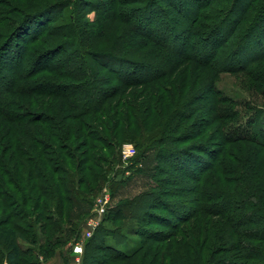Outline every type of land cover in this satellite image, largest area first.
Listing matches in <instances>:
<instances>
[{"label": "trees", "instance_id": "16d2710c", "mask_svg": "<svg viewBox=\"0 0 264 264\" xmlns=\"http://www.w3.org/2000/svg\"><path fill=\"white\" fill-rule=\"evenodd\" d=\"M221 73L264 96V0H0V264L79 237L132 106L153 183L108 207L80 264H264V105L241 116Z\"/></svg>", "mask_w": 264, "mask_h": 264}, {"label": "rangeland", "instance_id": "374dc122", "mask_svg": "<svg viewBox=\"0 0 264 264\" xmlns=\"http://www.w3.org/2000/svg\"><path fill=\"white\" fill-rule=\"evenodd\" d=\"M93 17V13H90L86 16V18L91 19ZM140 57V56H139ZM184 76V75H183ZM182 76V77H183ZM182 77H175L172 78L174 81H179L180 83H183ZM168 77H165L162 79L163 82H166ZM55 78H53L54 80ZM189 80V77L188 79ZM247 78L242 74V73H221L219 76H217V86L218 88L222 91V93L235 101H240L239 104L236 106L238 110L242 115H246L248 112V108L244 106L243 102L247 103L248 106L255 107V106H262L264 105V96L261 94H258L254 89L248 88L247 83H246ZM53 82V81H52ZM55 82V81H54ZM191 83V81H188ZM203 84H205V79L201 81ZM168 85H171L169 83ZM143 89L142 87H133V92L139 93L138 90ZM205 90L202 91V94H205ZM160 94V92L158 93ZM135 103H138L141 101L142 98H139L136 96L133 98ZM47 101L50 102L52 99H48L46 97H42L41 101ZM55 100V99H54ZM45 105V104H44ZM49 105V103L47 104ZM57 105V99L55 102L53 101V107L50 105V108L55 109ZM223 107H226V105H222ZM132 106L131 111L134 113V118L130 117L129 115L126 116V118L122 119L121 121V115L116 114L114 118L119 120L118 126L116 127V132H118L119 139L115 142L114 148H107L102 150L100 154H104L103 156H106L108 160H110L112 152L117 154L118 158L117 160L112 164V169H107L108 162H102L99 161V164L101 165L102 168L96 169L99 176L102 178H97L95 180L94 187H98L96 190L92 193H89L87 196H85L86 200L88 203H90V209L87 214H82L79 217V222L82 224L81 226L83 227L84 222L86 218H88L93 210L95 209V204L98 200V198L102 196H106V204H105V211L101 214L99 217V224L102 222L103 217L105 216V212L108 209V207L113 206L114 204L118 203L119 201L125 200L126 198H131L135 194L142 192L146 189L149 188L150 183H153L151 178H149V175L151 172H153L152 166H154L155 163V153L154 152H148L146 154L145 159H139L138 153L140 150V147L138 148V145L144 140L139 136V130L135 129V125L137 124L136 122V117H138L139 114L136 115L137 111L133 108ZM58 108V107H57ZM128 108V107H127ZM126 108V109H127ZM49 113H52L49 111ZM143 114V113H142ZM201 118L206 117L207 113L205 110L202 109V111H199L198 113ZM129 116V117H128ZM248 117L246 115L244 118ZM126 121V123H125ZM131 122V126L128 127V123ZM202 123V122H201ZM151 124V123H150ZM149 125V123H147ZM199 126V125H195ZM147 128L149 126H146ZM135 131L136 136L132 139L130 134L125 133V131ZM138 130V131H137ZM125 134H128V137H125ZM124 144H129L130 149L126 150V154L123 152V149L125 147ZM98 152V151H97ZM97 154V153H96ZM84 220V221H83ZM114 221H109L106 222V224L109 226H112L115 224ZM117 224H121L124 226V229L127 231L129 230H134L136 226L140 225L136 220L132 219H125V220H120L116 222ZM98 224V225H99ZM159 225H153L152 228H160L158 227ZM188 229L190 230L189 232L191 233L192 239H195L194 237L197 236V232L199 229H204V223H199L198 221H194L191 224L187 225ZM206 227V226H205ZM210 229L212 227L210 226ZM215 229V227L213 228ZM96 230V229H95ZM134 232V231H133ZM94 233V232H93ZM81 235V234H80ZM79 235V237H80ZM128 236L131 238V242H129L126 246L122 247L121 249L124 251H130L135 248L137 245V239H139V235L132 234V231L128 233ZM79 237L76 239H72L69 242H67L64 247H71V244L75 242L76 240L79 239ZM179 237L174 236L172 239H178ZM181 238V236H180ZM171 240V241H172ZM69 244V245H68ZM175 249V248H174ZM171 252H175L173 250ZM221 256L220 254H218ZM76 255L72 253V261L69 264H72ZM41 260V256L39 257ZM44 264V263H42Z\"/></svg>", "mask_w": 264, "mask_h": 264}, {"label": "built area", "instance_id": "2783aa9c", "mask_svg": "<svg viewBox=\"0 0 264 264\" xmlns=\"http://www.w3.org/2000/svg\"><path fill=\"white\" fill-rule=\"evenodd\" d=\"M125 147L123 149V152L126 154V150H129L130 145L129 144H124ZM106 196H102L98 198L96 204H95V209L93 210L92 214L86 218L84 225L81 230V235L78 240L73 242L71 244L72 246V253L76 255L74 261L72 264H80L81 261V255L83 251V243L84 241L91 237L93 232L95 231L96 227L99 224V217L101 214L105 211V204H106Z\"/></svg>", "mask_w": 264, "mask_h": 264}, {"label": "crops", "instance_id": "0c3cea01", "mask_svg": "<svg viewBox=\"0 0 264 264\" xmlns=\"http://www.w3.org/2000/svg\"><path fill=\"white\" fill-rule=\"evenodd\" d=\"M71 261L72 249L71 247H64L61 250H57L53 257L48 261L44 262V264H69Z\"/></svg>", "mask_w": 264, "mask_h": 264}]
</instances>
